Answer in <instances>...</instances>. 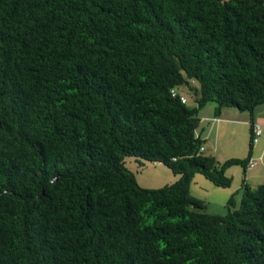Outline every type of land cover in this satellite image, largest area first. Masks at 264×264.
Instances as JSON below:
<instances>
[{"label": "trees", "instance_id": "trees-1", "mask_svg": "<svg viewBox=\"0 0 264 264\" xmlns=\"http://www.w3.org/2000/svg\"><path fill=\"white\" fill-rule=\"evenodd\" d=\"M209 101L249 113L245 157L200 151ZM263 105L264 0H0V264H264V182L224 214L190 191L230 187Z\"/></svg>", "mask_w": 264, "mask_h": 264}, {"label": "crops", "instance_id": "crops-1", "mask_svg": "<svg viewBox=\"0 0 264 264\" xmlns=\"http://www.w3.org/2000/svg\"><path fill=\"white\" fill-rule=\"evenodd\" d=\"M187 97L190 98L189 95ZM214 108L215 103L209 101L198 112L200 122L197 133L204 141L203 151L206 154L214 155L219 161L225 160L226 157H245L249 151L248 145H244L245 141L246 144L249 143L250 138L249 113L234 107H224L216 116ZM255 122L259 123L262 129V133L258 136L250 152V159L255 162V165L253 167L246 165L245 168L231 166L226 169V174L232 177V183L226 189L233 188L235 175L238 179L237 185L231 191L232 195L237 192L241 195L243 179L251 187L264 182V105L258 108ZM201 199L205 201L204 198Z\"/></svg>", "mask_w": 264, "mask_h": 264}, {"label": "rangeland", "instance_id": "rangeland-1", "mask_svg": "<svg viewBox=\"0 0 264 264\" xmlns=\"http://www.w3.org/2000/svg\"><path fill=\"white\" fill-rule=\"evenodd\" d=\"M180 89L185 91L190 96L193 95L192 91L185 86L180 87ZM189 102L192 101L189 100ZM244 145H248L246 144V141L244 142ZM227 158L230 157H226L225 159ZM125 165L133 172L138 184L146 188L161 187L165 184L174 182L179 177V175L173 174L168 167L161 163L152 162L133 155H127L125 157ZM233 168L240 167L238 165H234ZM237 181L238 179L235 175L233 188L237 185ZM233 188L226 189V187L216 186L200 173L195 175L190 184V191L192 195L204 198L206 201V211L213 214H224L227 212V206L230 205L228 203V199L232 195L231 191ZM233 197L236 202V206H238L241 195L237 192L234 193ZM231 209H233L232 206Z\"/></svg>", "mask_w": 264, "mask_h": 264}, {"label": "built area", "instance_id": "built-area-1", "mask_svg": "<svg viewBox=\"0 0 264 264\" xmlns=\"http://www.w3.org/2000/svg\"><path fill=\"white\" fill-rule=\"evenodd\" d=\"M170 92H171V95L173 97H177L178 96L179 99L181 100V102L185 103L187 101V98L183 94H181L176 88H172L170 90ZM261 132H262V129H261L260 124L253 123V142L257 141V138L261 134ZM202 149H203V147L201 146L200 150H202ZM254 164H255V162L253 160H249V162H248V166L249 167H253Z\"/></svg>", "mask_w": 264, "mask_h": 264}, {"label": "clouds", "instance_id": "clouds-1", "mask_svg": "<svg viewBox=\"0 0 264 264\" xmlns=\"http://www.w3.org/2000/svg\"><path fill=\"white\" fill-rule=\"evenodd\" d=\"M181 94H183L186 98H187V101L185 102V103H188L189 102V98L187 97V95H186V93H184L180 88L178 89V88H176ZM178 97V96H177ZM181 101V100H180ZM183 103V102H182ZM254 123H256V122H254ZM259 124V123H258ZM252 127H253V124H252ZM262 133V132H261ZM198 134V133H197ZM258 139V138H257ZM202 147H203V145H202ZM203 149H204V147H203ZM203 149L202 150H200V151H203ZM251 160V159H250ZM255 165V164H254ZM247 166H248V164H247ZM249 167V166H248Z\"/></svg>", "mask_w": 264, "mask_h": 264}]
</instances>
